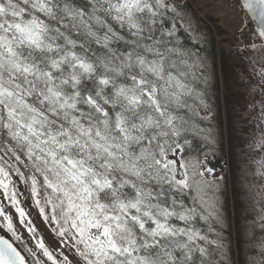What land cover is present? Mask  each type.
Instances as JSON below:
<instances>
[{"label": "snow or ice", "instance_id": "obj_1", "mask_svg": "<svg viewBox=\"0 0 264 264\" xmlns=\"http://www.w3.org/2000/svg\"><path fill=\"white\" fill-rule=\"evenodd\" d=\"M218 6L224 40L254 23L244 51L264 59V0ZM206 43L181 0H0V191L21 223L14 175L78 264H231ZM254 248L264 264V240ZM0 264L26 258L0 238Z\"/></svg>", "mask_w": 264, "mask_h": 264}, {"label": "rangeland", "instance_id": "obj_2", "mask_svg": "<svg viewBox=\"0 0 264 264\" xmlns=\"http://www.w3.org/2000/svg\"><path fill=\"white\" fill-rule=\"evenodd\" d=\"M212 6H207L204 8L203 16L208 15V12H205V9L210 8ZM215 7V6H214ZM212 14V13H211ZM245 66V65H244ZM253 68L246 67L245 74H251ZM261 70L254 71V78L256 79V85L258 87L257 92H255L254 98L249 100L247 98L246 92L248 91V87L244 85L242 82L238 80L235 82L237 86L238 95L233 96L232 101L237 106L239 111L241 112L237 118L236 122L240 123L241 128V137L240 144L247 151L253 153L254 151L250 146L255 147L257 150L259 148V140L261 137V131L264 129V116H262V110H264V80H261L258 73ZM225 92V90H224ZM236 92V91H235ZM261 102V103H260ZM260 103L259 108H256V105ZM227 119V118H226ZM228 121V119H227ZM223 130V127H222ZM264 159V155H250V164L256 167V171L261 175L264 172V168H261L258 164V161ZM254 167V169H255ZM214 175L218 176L219 173H215ZM264 176V175H263ZM2 192H0V208L3 209V214L11 216L12 223L14 227V231L16 237L13 236V239L16 242H24L26 244L25 251L28 256L32 259L33 262L35 260H39L40 264H44L46 260L42 255V251L37 247V243L43 240L45 247L49 249L54 255L60 257L61 252L67 254L71 260V264H78V259L74 257L73 251L62 248L61 241H59L48 229V227L44 224L42 216L39 214V209L35 206L33 199L31 198L30 191L22 188L17 191V199L19 201V207L23 208L26 213L24 218V223H21L20 217L16 212V208L13 206L10 211H8L2 201L1 196ZM257 210L261 215H264V198L258 197ZM230 210L229 205H226L225 212ZM231 211V210H230ZM232 213V211H231ZM4 215H0V223L6 227V221L4 220ZM233 226V225H232ZM7 228V227H6ZM29 228L34 229L33 232H29ZM237 235L235 232V227L233 226L232 235ZM50 264V262H48Z\"/></svg>", "mask_w": 264, "mask_h": 264}, {"label": "trees", "instance_id": "obj_3", "mask_svg": "<svg viewBox=\"0 0 264 264\" xmlns=\"http://www.w3.org/2000/svg\"><path fill=\"white\" fill-rule=\"evenodd\" d=\"M208 60V63L211 67V63L214 56V50L212 45H207L204 48L202 53ZM217 104L215 105L214 110L212 109V118L210 121L206 122V127L210 128L215 136L217 137L218 143L216 145L215 153H220L223 157L224 154L229 150V157H231V172L232 177L236 183L235 191H234V202H233V209L235 214L236 220V232H237V250L238 256H235V247H234V237L232 236V225L230 221V212L225 213V227H224V238L228 245L226 251L227 256L231 261V264H250V257L253 255L255 245H258L262 240H264V227L261 226V223L256 222L252 219L247 211L246 208L249 205V195L252 187L255 185L256 182V175L253 172L252 168L247 164V157L244 151L240 149L235 142V134H230V140L228 144L224 143L221 140V136L223 134L222 127H223V117H222V110L220 104L217 100ZM236 109L232 106H229L226 111V118L228 119V129L230 131V126L232 124L233 130L234 128V116L236 115ZM232 130V131H233ZM233 136V137H232ZM232 137V138H231ZM233 140V141H231ZM212 153H209V157ZM246 159V160H245ZM18 183L22 182L19 180L18 177L15 175L13 176ZM240 184L243 187H240ZM226 187V186H225ZM227 189V187H226ZM228 198V190H227V197ZM231 213V215H234ZM50 227L54 228V225L49 224ZM0 231H2L0 229ZM251 250V251H250Z\"/></svg>", "mask_w": 264, "mask_h": 264}, {"label": "bare ground", "instance_id": "obj_4", "mask_svg": "<svg viewBox=\"0 0 264 264\" xmlns=\"http://www.w3.org/2000/svg\"><path fill=\"white\" fill-rule=\"evenodd\" d=\"M218 2H219V0L216 1V3H218ZM219 3L216 4L215 7L212 6L210 8L205 9V12H208L207 14H211V13L215 14L216 17L219 19V21L223 24H225V23L232 24L231 12L226 8L219 7L218 6ZM232 213L234 214V209H232Z\"/></svg>", "mask_w": 264, "mask_h": 264}, {"label": "water", "instance_id": "obj_5", "mask_svg": "<svg viewBox=\"0 0 264 264\" xmlns=\"http://www.w3.org/2000/svg\"><path fill=\"white\" fill-rule=\"evenodd\" d=\"M0 238H4V239H7L5 237H0ZM8 240V239H7ZM10 243H12L10 240H8ZM13 244V243H12ZM14 247H16L14 244H13ZM17 248V247H16ZM17 250L21 253V251L17 248ZM22 254V253H21ZM23 255V254H22ZM24 256V255H23ZM26 264H27V261H26Z\"/></svg>", "mask_w": 264, "mask_h": 264}]
</instances>
